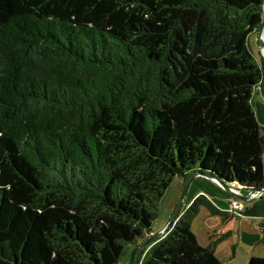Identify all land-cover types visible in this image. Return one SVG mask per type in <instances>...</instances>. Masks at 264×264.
Masks as SVG:
<instances>
[{
  "label": "trees",
  "instance_id": "trees-1",
  "mask_svg": "<svg viewBox=\"0 0 264 264\" xmlns=\"http://www.w3.org/2000/svg\"><path fill=\"white\" fill-rule=\"evenodd\" d=\"M263 5L0 0V264H133L197 169L263 196ZM200 209L233 216L197 196L139 264H226L192 231Z\"/></svg>",
  "mask_w": 264,
  "mask_h": 264
},
{
  "label": "rangeland",
  "instance_id": "rangeland-1",
  "mask_svg": "<svg viewBox=\"0 0 264 264\" xmlns=\"http://www.w3.org/2000/svg\"><path fill=\"white\" fill-rule=\"evenodd\" d=\"M252 52L257 61H259L262 55H259L257 48L253 47ZM262 59L264 60L263 57ZM256 101L257 97L255 98L254 106ZM257 102L259 105L264 107L263 100H258ZM201 181L202 184H198L197 181L193 182V184H190L184 199L183 207L187 206L194 199L196 192L201 191V193H198L196 197L199 195H204L203 191L206 189L205 185H207V182L203 180ZM183 185V180L175 177L166 190L159 204L158 217L155 221L152 222V230L154 234L165 228L169 220L171 219L180 199ZM223 195H226V192L222 194L220 191H218L217 196H209L212 198L213 202H215L214 204L220 210L228 212V207L231 199H227L228 197ZM259 198H261V196L256 199ZM255 205L256 204L253 202L251 204H249V202H244L245 209H250V213L254 211L253 209ZM246 210H244V212L242 213L244 216L233 215L228 220H223L220 216L210 215L207 210L200 209L198 215L193 220L192 231L203 246H209L210 244L217 241L214 248V252L217 257H228L232 259V257L235 256L234 264H247V256H250L249 254H251L253 250L254 254H258L259 249L264 250V248L262 243L260 242L262 238L255 239V237H253L254 229L259 232L258 220L250 219L249 217H247ZM242 221H244L242 226L245 231L243 236L240 237L238 231L241 227ZM229 233L231 234L230 236L233 237V239H229ZM224 235L228 236L226 237ZM131 253V249L127 248L125 254L121 257L118 264H128L131 258Z\"/></svg>",
  "mask_w": 264,
  "mask_h": 264
},
{
  "label": "crops",
  "instance_id": "crops-1",
  "mask_svg": "<svg viewBox=\"0 0 264 264\" xmlns=\"http://www.w3.org/2000/svg\"><path fill=\"white\" fill-rule=\"evenodd\" d=\"M256 37H257V33L256 34H254V35H252L250 38H249V45H250V47H251V49H252V51H253V47L254 48H257V51L259 52V55L261 56V54H260V51H259V44H258V42H257V40H256ZM261 59H262V57H261ZM260 59V60H261ZM257 60V59H256ZM260 60L259 61H257V62H260ZM257 97V101L258 100H263L264 101V86H262V85H260L256 90H255V93H254V95H253V107H254V112H255V114H256V117H257V120H258V123H259V125H260V127L262 128V130L264 131V107H262L261 105H259L258 104V102L256 101L255 102V106H254V101H255V98ZM263 166H264V154H263ZM201 180H203V181H206L207 183V185H205L206 186V189L203 191L204 193V196H206L208 199H210L212 202H213V200H212V198L209 196V195H212V196H217L218 195V191H220L222 194L223 193H225L222 189H220V187H218L217 185H215L213 182H211V181H209V180H207V179H203V178H195L191 183L193 184V182H198V184H202L201 182ZM198 193H201V191H198V192H196V194H195V197H196V195H198ZM222 196V195H221ZM223 196H226V197H228L227 199H232V198H230L228 195H227V193H226V195H223ZM194 197V198H195ZM255 201V202H254ZM254 201H251V202H249V204H251L252 202L253 203H255L256 205H255V207H254V211L253 212H251L250 213V209L249 210H246L245 209V206H244V210H246V213H247V217H249L250 219H256V220H258V228H259V232L257 231V230H255L254 229V235H253V237H255V239H261L260 240V242L262 243V245H263V248H264V226H263V224H262V222H261V220H262V218H264V195L261 197V198H259V199H256V200H254ZM213 203H215V202H213ZM243 204H244V202H243ZM244 210H243V212H244ZM242 212V213H243ZM242 216H244L243 214H242ZM243 222L244 221H242V223H241V227H240V229H239V236L240 237H242L243 236V234H244V228H243V226H242V224H243ZM229 236L231 235L230 233L228 234ZM228 235H224V236H228ZM229 239H233V237H231L230 236V238ZM240 241H241V239H240ZM239 241V242H240ZM260 253H264V250H260L259 249V253L257 254V253H255L254 254V250L252 251V253L251 254H249L250 256H247V261L251 258V257H264V254H260ZM221 261H223L224 263H226V264H234V259H235V256H233L232 257V259H230V258H224V257H218ZM247 264H248V262H247Z\"/></svg>",
  "mask_w": 264,
  "mask_h": 264
},
{
  "label": "water",
  "instance_id": "water-1",
  "mask_svg": "<svg viewBox=\"0 0 264 264\" xmlns=\"http://www.w3.org/2000/svg\"><path fill=\"white\" fill-rule=\"evenodd\" d=\"M256 40L259 44L260 54L264 58V19H263V21H262V23H261V25L257 31ZM195 178H203V179H207V180L213 182L215 185L220 187V189H222L224 192L229 194L232 198L238 199L242 202H250V201L256 200V198L253 196L254 193H252V192L243 193V192H241V190L235 188L234 186L226 185L225 182L218 179L217 177H215L211 174L205 173V172L201 171L200 169H197L196 171L190 173V175L184 180V185H183V189H182L180 199H179L178 204L174 210V213H173L171 219L169 220L168 224L166 225V227L163 228L162 230H160L158 233L154 234L150 239L145 241L140 246L139 251H138V253L134 259L133 264H139L140 260L144 256L146 249L148 247H150V245L159 241L168 232V230H170V228L178 221V219L180 218V215H181V211L183 208V203H184V199H185L187 190H188L191 182Z\"/></svg>",
  "mask_w": 264,
  "mask_h": 264
},
{
  "label": "built area",
  "instance_id": "built-area-1",
  "mask_svg": "<svg viewBox=\"0 0 264 264\" xmlns=\"http://www.w3.org/2000/svg\"><path fill=\"white\" fill-rule=\"evenodd\" d=\"M263 11H264V5H263ZM254 193V197L255 198H258L260 196H262V192H252ZM244 210V204L242 201L238 200V199H231V202L229 204V207H228V212L229 214L231 215H236V216H241L242 215V212ZM263 226H264V218H262L261 220Z\"/></svg>",
  "mask_w": 264,
  "mask_h": 264
}]
</instances>
